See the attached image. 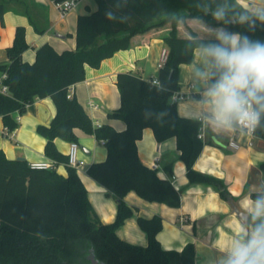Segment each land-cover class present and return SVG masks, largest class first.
Listing matches in <instances>:
<instances>
[{"label": "trees", "instance_id": "16d2710c", "mask_svg": "<svg viewBox=\"0 0 264 264\" xmlns=\"http://www.w3.org/2000/svg\"><path fill=\"white\" fill-rule=\"evenodd\" d=\"M95 1L96 10L78 16L75 48L60 51L51 43H44L37 48L34 62L25 61L23 53L30 44L26 28L20 25L7 48L9 62L0 65V71L8 76L3 80L8 92L0 91V116L8 130L6 135L19 126V117L29 110L30 104L45 96L52 98L56 114L50 124H40L37 130L46 137L45 154L56 164L65 163L68 169V174L63 175L56 167L32 168L26 160L7 158L0 149V264H92L91 255L98 264H196L194 244L188 243L181 251L162 247L157 237L162 229L159 215L137 217L148 236L145 246L129 242L117 233L135 213L136 208L125 200L131 190L172 208L181 204L172 171L170 177L164 178L156 168L143 163L137 140L145 127L153 129L159 142L175 136L190 182L212 185L223 198H230L222 180L194 169L205 143L199 137L202 120L181 116L178 103L171 100L179 90L180 65L190 63L194 50L217 42L216 37L199 35L194 30L190 36H182L179 26L195 18L209 27L264 41V23L257 21L250 27L248 23L236 22L244 7L238 0ZM23 2L0 0V19L9 9L30 16L28 8L17 9ZM220 7L226 11L224 20L213 16ZM165 25L170 27L164 36L169 58L160 66L159 83L128 71L118 73L121 104L108 116L122 120L125 128L95 124L71 92L74 84L84 80L86 65L99 67L116 51L131 48L135 35ZM77 129L94 135L108 150L106 159L90 164L87 172L116 196L113 222L100 219L77 169L68 165V155L56 145L57 138L78 142ZM255 134L264 138V118ZM261 169L264 172V162ZM260 195L264 192L252 193L254 199ZM248 224H252L250 216Z\"/></svg>", "mask_w": 264, "mask_h": 264}, {"label": "crops", "instance_id": "0c3cea01", "mask_svg": "<svg viewBox=\"0 0 264 264\" xmlns=\"http://www.w3.org/2000/svg\"><path fill=\"white\" fill-rule=\"evenodd\" d=\"M23 1L24 4L17 6V9L24 11L28 8L30 16L9 9L0 19V65L9 62L7 48L13 43L18 26L26 28V40L30 44L23 53V60L34 62L37 48L44 43H51L60 51L75 48L78 16L94 11L98 6L95 0H79L62 15L54 0ZM238 1L245 6L246 0ZM169 29L165 25L135 35L131 48L116 51L105 58L99 67L86 65L84 80L74 84L71 92L77 96L95 124L109 123L118 130L125 128L122 120L108 116L109 111L121 104L117 75L128 71L145 79L157 78L161 51L166 47L164 36ZM217 29L220 28L209 27L194 18L179 26V34L190 36L194 30L199 35H215ZM201 48L194 50L190 63L179 67V90L183 93L191 91L193 96L179 101L178 111L185 117H205L201 128L204 133V148L194 163V169L222 180L230 198H223L212 185L190 182L176 137L159 142L153 129L145 127L142 137L137 140L141 161L156 168L164 178L170 177L172 171L173 184L181 193V204L172 208L160 201L147 200L131 190L125 194V200L136 208L135 213L125 220L117 233L129 242L145 246L148 236L140 228L137 217L139 214L144 217L159 215L162 218V229L157 237L164 249L181 251L188 243H192L196 249V264H221L225 255L222 250L230 244L242 226L251 225L248 224V219L244 221L237 214L236 209L245 212L244 204L249 199L254 200L252 193L264 192V172L261 169L264 162V138L236 130L213 132L206 119L209 113L204 103V93L209 82L196 75L198 71L204 70L199 55ZM1 73L2 71L0 75ZM92 104H97L98 107L95 108ZM28 109L19 117V126L9 137L4 134L5 125L0 116V149L7 158H24L22 160L30 164L51 161L45 154L46 137L37 128L40 124H50L57 111L56 105L52 98L45 96L30 104ZM76 132L82 149L78 155L85 161L77 171L88 190V198L103 222H113L117 213L116 196L87 172L90 164L106 159L108 150L94 135L81 129ZM231 139L238 143L237 148L230 145ZM55 142L58 149L68 155L71 142L61 138H57ZM56 168L63 175L68 174L65 163H58Z\"/></svg>", "mask_w": 264, "mask_h": 264}, {"label": "clouds", "instance_id": "9594fccd", "mask_svg": "<svg viewBox=\"0 0 264 264\" xmlns=\"http://www.w3.org/2000/svg\"><path fill=\"white\" fill-rule=\"evenodd\" d=\"M213 16L224 20L226 11L220 7ZM257 21L264 23V0H246L236 22L254 27ZM215 37L217 42L200 49L204 70L196 73L211 81L204 93L207 122L213 132L251 133L264 118V41L223 28ZM244 210L252 224L222 250L221 264H264V195L249 199Z\"/></svg>", "mask_w": 264, "mask_h": 264}, {"label": "built area", "instance_id": "2783aa9c", "mask_svg": "<svg viewBox=\"0 0 264 264\" xmlns=\"http://www.w3.org/2000/svg\"><path fill=\"white\" fill-rule=\"evenodd\" d=\"M78 1L79 0H63V1L56 2V4H57L58 8L60 9L62 15H64V13H67L70 9H72ZM168 58H169V49L167 47H164L161 51L159 66L164 65L167 62ZM6 77H8L7 73L2 72L0 75V91H2L4 93L8 92V86L3 83V80ZM154 82L159 83L157 78L154 79ZM192 96H193V94L191 91H189L187 93H183L182 91L177 90L172 94L171 100L173 102L176 101L178 103L179 101L184 100V99H189ZM92 106H94L95 108L98 107L97 104H92ZM204 118L202 117L200 120H202V122H203ZM237 131L240 132L241 130L239 128H237L236 132ZM241 132H245V133H248L252 136H256V134H255L256 129L254 131H252L251 133H249L247 129H244ZM6 133H8V130L5 127L4 134H6ZM199 137L204 139L203 131H201L199 133ZM250 144H252V142H250ZM230 145L234 148H237L239 146L238 143L234 139L230 140ZM79 150H80V146H79L78 142L73 141L70 143V150L68 152V165L76 168L77 170L80 169L84 165L83 161L79 158V155H78ZM30 165L32 168L46 169V168L56 167L57 164L52 159L51 161H44L43 160V161H39V162H32Z\"/></svg>", "mask_w": 264, "mask_h": 264}, {"label": "water", "instance_id": "95a60500", "mask_svg": "<svg viewBox=\"0 0 264 264\" xmlns=\"http://www.w3.org/2000/svg\"><path fill=\"white\" fill-rule=\"evenodd\" d=\"M20 160L24 159V158H19ZM236 212L237 214L244 220V221H247L248 219V216H247V213L246 212H243V211H240L239 209L237 210L236 209ZM246 217V218H245ZM92 260V264H98V260L95 259V257L93 255H91V258ZM100 264H103V263H100Z\"/></svg>", "mask_w": 264, "mask_h": 264}, {"label": "rangeland", "instance_id": "374dc122", "mask_svg": "<svg viewBox=\"0 0 264 264\" xmlns=\"http://www.w3.org/2000/svg\"><path fill=\"white\" fill-rule=\"evenodd\" d=\"M9 137V136H8ZM81 144V143H80ZM79 151H82V149H81V146H80V150ZM82 160V159H81ZM83 161V160H82ZM83 163L85 164V161H83Z\"/></svg>", "mask_w": 264, "mask_h": 264}]
</instances>
